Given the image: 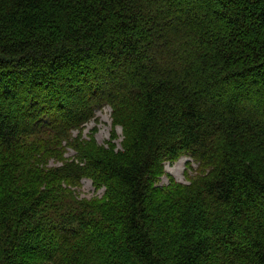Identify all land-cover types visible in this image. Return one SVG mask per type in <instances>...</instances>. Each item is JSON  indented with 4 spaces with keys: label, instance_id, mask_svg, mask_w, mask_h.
<instances>
[{
    "label": "trees",
    "instance_id": "16d2710c",
    "mask_svg": "<svg viewBox=\"0 0 264 264\" xmlns=\"http://www.w3.org/2000/svg\"><path fill=\"white\" fill-rule=\"evenodd\" d=\"M0 264H264V0H0Z\"/></svg>",
    "mask_w": 264,
    "mask_h": 264
},
{
    "label": "rangeland",
    "instance_id": "374dc122",
    "mask_svg": "<svg viewBox=\"0 0 264 264\" xmlns=\"http://www.w3.org/2000/svg\"><path fill=\"white\" fill-rule=\"evenodd\" d=\"M111 132H112V110L110 108H105L103 111L97 113V120L92 121L89 125H87L86 129L83 132V137L88 138L91 135L95 136L96 141L100 145L106 144L111 140ZM76 132L74 136H77ZM122 130L117 128L116 137L113 138V141L118 144V148L121 147L122 142ZM75 153L72 150H69L67 153V157L73 156ZM191 161V168L197 169V164L190 160L187 157H182L176 162L173 163L168 162L164 169V174L159 178L157 186L168 185L170 181L174 180L179 183L187 184V175H193L194 173L188 169L187 163ZM54 165V163H52ZM77 194L81 198L91 199L94 197H102L104 194V189L96 190L92 185V182L88 179L82 181V187L76 188Z\"/></svg>",
    "mask_w": 264,
    "mask_h": 264
}]
</instances>
